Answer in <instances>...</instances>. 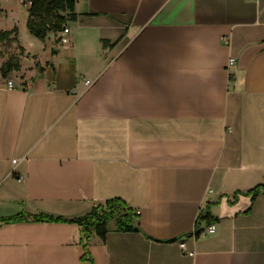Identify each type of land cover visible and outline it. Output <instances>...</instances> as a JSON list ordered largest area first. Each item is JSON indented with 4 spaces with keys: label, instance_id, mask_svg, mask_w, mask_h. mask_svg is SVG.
<instances>
[{
    "label": "crops",
    "instance_id": "1",
    "mask_svg": "<svg viewBox=\"0 0 264 264\" xmlns=\"http://www.w3.org/2000/svg\"><path fill=\"white\" fill-rule=\"evenodd\" d=\"M76 12L69 43L41 41L26 1L0 0L22 61L0 70V264H86L77 223L2 220L75 219L112 198L140 230L94 234V264H264V191L250 193L264 184V0Z\"/></svg>",
    "mask_w": 264,
    "mask_h": 264
},
{
    "label": "trees",
    "instance_id": "2",
    "mask_svg": "<svg viewBox=\"0 0 264 264\" xmlns=\"http://www.w3.org/2000/svg\"><path fill=\"white\" fill-rule=\"evenodd\" d=\"M32 2L29 7V17L27 27L30 33L41 41H45L49 34L55 33L57 40L61 41L60 32L69 25V23L78 19L76 12V0H25ZM19 30L0 31V45L6 44L7 47L18 42ZM23 49L21 48V53ZM21 68V60L18 54L12 53L9 58L1 66V74L4 78L10 76L14 71ZM264 191V184L257 186L250 193L258 195ZM137 214L129 207L121 198H112L105 202L95 204L91 211L79 218L66 219L62 217H54L46 214L26 216L19 214L17 216L3 219V222H19V221H36V222H53L65 221L77 223L83 233V241L85 254L82 258L86 264H94L88 250L90 238L96 234L101 239H104L107 232L113 228L117 230H136L140 228L136 223ZM201 219L210 222V215L201 216L197 220V224ZM114 226V227H113Z\"/></svg>",
    "mask_w": 264,
    "mask_h": 264
},
{
    "label": "built area",
    "instance_id": "3",
    "mask_svg": "<svg viewBox=\"0 0 264 264\" xmlns=\"http://www.w3.org/2000/svg\"><path fill=\"white\" fill-rule=\"evenodd\" d=\"M27 6H31L32 2L30 1H26ZM70 33H71V28L66 26L61 32H60V37H61V42L63 44H67L70 41ZM236 65V62L234 59H230L229 63H228V69H232L234 66ZM87 83L90 84L91 81L87 80ZM7 86L9 88H15V83L12 79H9L7 81ZM17 160H14V163H16ZM138 214L140 213L139 211L137 212ZM216 231V225L215 224H210L203 232V235H210L215 233ZM181 246L183 247V249H185V243H181Z\"/></svg>",
    "mask_w": 264,
    "mask_h": 264
},
{
    "label": "rangeland",
    "instance_id": "4",
    "mask_svg": "<svg viewBox=\"0 0 264 264\" xmlns=\"http://www.w3.org/2000/svg\"><path fill=\"white\" fill-rule=\"evenodd\" d=\"M17 43V42H16ZM15 44V43H14ZM14 44L12 45V47H7V45L6 44H1L0 45V57H5V61L9 58V56L12 54V53H14V54H17V53H15V52H12V51H10L13 47H14ZM19 57H20V55H19ZM20 60H21V58H20ZM4 61V62H5ZM3 62V63H4ZM2 63V64H3ZM21 68H22V61H21ZM21 68H20V70H21ZM19 71V70H18ZM15 72H17V71H14V72H12L11 74H10V76L13 74V73H15ZM9 76V77H10ZM8 78V77H7Z\"/></svg>",
    "mask_w": 264,
    "mask_h": 264
}]
</instances>
